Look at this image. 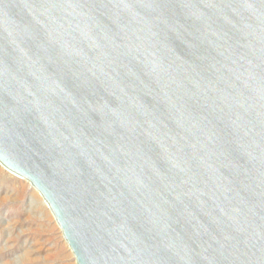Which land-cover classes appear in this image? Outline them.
Listing matches in <instances>:
<instances>
[{
  "label": "water",
  "instance_id": "obj_1",
  "mask_svg": "<svg viewBox=\"0 0 264 264\" xmlns=\"http://www.w3.org/2000/svg\"><path fill=\"white\" fill-rule=\"evenodd\" d=\"M0 164L77 264H264V0H0Z\"/></svg>",
  "mask_w": 264,
  "mask_h": 264
},
{
  "label": "rangeland",
  "instance_id": "obj_2",
  "mask_svg": "<svg viewBox=\"0 0 264 264\" xmlns=\"http://www.w3.org/2000/svg\"><path fill=\"white\" fill-rule=\"evenodd\" d=\"M0 264H77L40 193L1 164Z\"/></svg>",
  "mask_w": 264,
  "mask_h": 264
},
{
  "label": "bare ground",
  "instance_id": "obj_3",
  "mask_svg": "<svg viewBox=\"0 0 264 264\" xmlns=\"http://www.w3.org/2000/svg\"><path fill=\"white\" fill-rule=\"evenodd\" d=\"M45 202V201H44ZM46 203V202H45ZM47 204V203H46ZM49 207V206H48ZM50 209V208H49Z\"/></svg>",
  "mask_w": 264,
  "mask_h": 264
}]
</instances>
